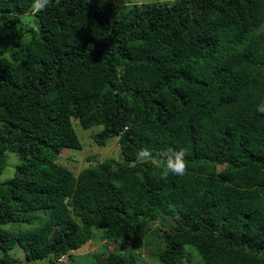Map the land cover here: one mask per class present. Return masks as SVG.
Masks as SVG:
<instances>
[{"label": "trees", "instance_id": "16d2710c", "mask_svg": "<svg viewBox=\"0 0 264 264\" xmlns=\"http://www.w3.org/2000/svg\"><path fill=\"white\" fill-rule=\"evenodd\" d=\"M31 4L0 0V175L20 161L0 183V264L93 239L122 250L87 264H144L141 244L160 264H264V0ZM73 120L118 158L60 164L82 147ZM169 149L186 175L162 178Z\"/></svg>", "mask_w": 264, "mask_h": 264}, {"label": "rangeland", "instance_id": "374dc122", "mask_svg": "<svg viewBox=\"0 0 264 264\" xmlns=\"http://www.w3.org/2000/svg\"><path fill=\"white\" fill-rule=\"evenodd\" d=\"M162 0H108L110 5L114 8L127 3H143V2H155ZM264 30V24L260 28ZM74 128L76 133L82 143V148L80 150L64 148L61 155L58 157V162L62 164L65 168L69 169L76 176L80 170L83 168L94 165L100 161H103L110 157L118 158L119 146L117 138H111L107 140L104 146H99L95 140L94 135L101 131V126H94L89 129H82L76 120H73ZM19 158L16 154L12 152L6 153V165L0 175V183L10 179L14 175L15 166L19 163ZM36 222L34 223V225ZM7 229H25L30 227V225L24 224H7L4 226ZM140 245V244H139ZM138 245V246H139ZM113 246H117L119 250H122L120 246L111 244L104 240L93 239L89 240L86 244L80 247L78 255H73L72 258H67L65 264H87L91 263L93 254L107 252L111 250ZM135 251L141 254L142 263L144 264H160L154 255H148L149 251H146L142 244L135 248ZM13 256L18 258L21 263H24V253L21 248L14 247L10 252ZM2 256V251L0 250V257ZM74 260V261H73ZM26 264V263H25ZM32 264H50L48 260H43L39 262H34Z\"/></svg>", "mask_w": 264, "mask_h": 264}, {"label": "clouds", "instance_id": "9594fccd", "mask_svg": "<svg viewBox=\"0 0 264 264\" xmlns=\"http://www.w3.org/2000/svg\"><path fill=\"white\" fill-rule=\"evenodd\" d=\"M49 4H50V0H32V4H31L32 14L38 15L40 12L44 11L48 7ZM257 111L264 113V104L258 105ZM73 127H74V123H73ZM118 146H119V143H118ZM76 150H80V149H76ZM185 155H186L185 150H182V149L181 150H171V149H169L164 154V158H163L162 163L160 165V172H161L162 178H167L170 174L175 175V176L186 175L187 171H188V167H187V163L185 160ZM152 159H153V153L148 148H141L137 153V160L140 162H148V161H151ZM112 244H114V243H112ZM82 246H80V247H82ZM80 247L75 249V250H71L70 252L73 255H75V254L78 255L77 253L80 250ZM66 261H67V255H62L57 260L56 264H65ZM22 264H25V263H22Z\"/></svg>", "mask_w": 264, "mask_h": 264}, {"label": "crops", "instance_id": "0c3cea01", "mask_svg": "<svg viewBox=\"0 0 264 264\" xmlns=\"http://www.w3.org/2000/svg\"><path fill=\"white\" fill-rule=\"evenodd\" d=\"M77 251H78V250H77ZM77 251H76V252H77ZM78 253H79V251H78Z\"/></svg>", "mask_w": 264, "mask_h": 264}]
</instances>
